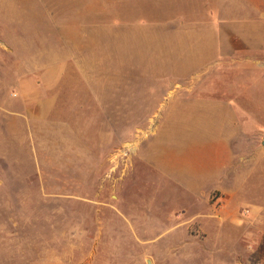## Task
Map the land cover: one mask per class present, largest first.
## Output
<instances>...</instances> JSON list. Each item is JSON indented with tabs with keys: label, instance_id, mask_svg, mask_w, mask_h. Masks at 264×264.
I'll use <instances>...</instances> for the list:
<instances>
[{
	"label": "rangeland",
	"instance_id": "obj_1",
	"mask_svg": "<svg viewBox=\"0 0 264 264\" xmlns=\"http://www.w3.org/2000/svg\"><path fill=\"white\" fill-rule=\"evenodd\" d=\"M200 21L210 36L221 22L227 40L234 24L255 37L264 0H0V264H264L256 39L238 64L243 105L247 89L257 96V129L242 109L240 178L227 189L176 187L154 164L169 150L158 135L184 133L201 110L124 102V88L166 87L168 72L206 80L205 62L177 59L170 44ZM232 64L221 68L234 75Z\"/></svg>",
	"mask_w": 264,
	"mask_h": 264
},
{
	"label": "crops",
	"instance_id": "obj_2",
	"mask_svg": "<svg viewBox=\"0 0 264 264\" xmlns=\"http://www.w3.org/2000/svg\"><path fill=\"white\" fill-rule=\"evenodd\" d=\"M213 24L219 31L214 32L212 36L196 31V28L210 25L202 21L191 24L194 25L192 31L179 34L175 32L173 36L170 34L173 39L170 44L172 43L176 49L172 50L173 53L184 54L177 59L201 60L207 65L204 71L208 76L202 84L193 81L194 69H186L178 73L165 74L166 77L173 78L167 81L166 87L161 84L145 83L144 87L124 88V92L129 95L124 102L131 103L126 105L127 107L201 110L197 122H186L184 133L175 131L158 135L159 140L169 141V150H164L160 157L155 155L153 160L155 165L160 166L162 172L171 174L173 182L178 185L176 187L192 190L194 193L201 190L205 194L213 189H227L232 186L227 184L228 181L235 184L240 178L236 177V170L233 167L236 164L233 142L240 141L246 136V134L243 136L242 132V109L248 110L245 113L249 121L244 125L251 127L253 124L255 130L257 129V121L254 119L257 118V112L251 111L257 107V96H254L251 89H247L245 93L249 98L246 102L249 104L243 105L241 82L243 64H238V61L249 60L251 55H242V50L254 48L250 44L251 40L256 39L257 49H264L263 21L251 22L261 28L255 37L243 36L238 31L237 24H234V33L228 40L226 33L222 31L225 29L224 24L221 22ZM243 41L247 42L248 46H243ZM230 60L233 63L234 75L227 74L230 71L221 68L224 67L225 61ZM175 141L183 143L178 145L171 143ZM171 146L176 149H172Z\"/></svg>",
	"mask_w": 264,
	"mask_h": 264
},
{
	"label": "water",
	"instance_id": "obj_3",
	"mask_svg": "<svg viewBox=\"0 0 264 264\" xmlns=\"http://www.w3.org/2000/svg\"><path fill=\"white\" fill-rule=\"evenodd\" d=\"M263 144H264V136H263Z\"/></svg>",
	"mask_w": 264,
	"mask_h": 264
},
{
	"label": "built area",
	"instance_id": "obj_4",
	"mask_svg": "<svg viewBox=\"0 0 264 264\" xmlns=\"http://www.w3.org/2000/svg\"><path fill=\"white\" fill-rule=\"evenodd\" d=\"M247 211H248V210H247ZM247 211H246V212H247Z\"/></svg>",
	"mask_w": 264,
	"mask_h": 264
}]
</instances>
